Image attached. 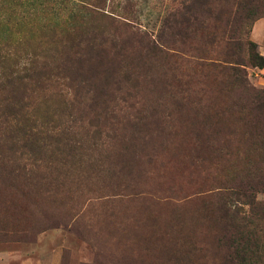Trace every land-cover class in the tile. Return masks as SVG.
Instances as JSON below:
<instances>
[{"label":"rangeland","instance_id":"374dc122","mask_svg":"<svg viewBox=\"0 0 264 264\" xmlns=\"http://www.w3.org/2000/svg\"><path fill=\"white\" fill-rule=\"evenodd\" d=\"M189 2L104 5L133 31L169 38L183 28L179 10ZM237 2L215 42L204 13L217 3L199 8L202 25L191 19L183 28L184 49L218 59L236 52L252 90L227 87L208 100L198 92L203 84L189 77L191 65L174 68L148 57L138 68L117 57L99 70L62 57L61 71L23 79L31 85L24 88L25 109L37 115L48 147L36 140L29 154L30 143L0 131V264H220L227 253L226 192L237 176L256 172V163L264 169V108L249 105L253 88L264 100V0ZM77 4L0 0V41L14 50L20 69L31 59L36 66L49 61L41 55L60 45L52 33L68 27ZM139 50L134 43L128 53ZM256 198L264 202V193ZM253 236L264 253V219Z\"/></svg>","mask_w":264,"mask_h":264},{"label":"trees","instance_id":"16d2710c","mask_svg":"<svg viewBox=\"0 0 264 264\" xmlns=\"http://www.w3.org/2000/svg\"><path fill=\"white\" fill-rule=\"evenodd\" d=\"M237 1L234 3L233 0H215L217 4L214 8L204 13L205 18H212V24L208 26L211 29L209 32L211 42H215L216 32L222 31L224 26L228 25L232 6L240 5ZM206 3L211 5L213 0H190L188 4L183 5L179 10L181 18L178 23L180 26L187 29L191 19L201 26V19L196 16V12ZM41 4L43 3L39 4L40 10L45 7L44 5L41 7ZM76 8V11L70 12L68 27L58 32L53 31L52 37L60 38L58 41L60 45L56 46L57 49H47L48 54L41 56L49 61H41L39 66L34 65V60L31 59L30 67L25 66L20 69L14 50L9 51L6 47L8 45L0 41V131L5 130L11 133L9 138L14 141L24 139L30 143L29 154L35 151L32 145L36 140L42 144V147H48V144L37 131V115L32 110L25 109V98L27 97L24 88L30 84L24 85L23 79L29 78L30 82L33 80L36 82V78L40 76L49 77L50 74L61 71L63 67L60 64L62 63L58 60L62 57L66 64L70 61L71 63L77 62L82 67L84 63H87L97 70L102 69L103 66L107 67L105 64L108 65L112 59L117 57L123 59L129 57L132 60L130 63L132 69L143 66L144 59L147 57L164 62L166 65L171 63L174 68H182L188 64L191 65L193 71L189 77L203 84L200 85L198 92L207 95L208 100L215 99L212 93L217 92L220 95L227 87H239L244 91L252 90V87L246 85L243 77L244 70L240 67L243 64L242 59L236 52L227 50L225 54L234 57L223 59L204 55L192 57L189 49H184L185 46H189L187 42L189 35L184 32L183 28L172 32L169 38H163L159 34L152 36L147 32L133 31L131 28L133 26L116 18L119 17L118 13L105 8L104 0H78ZM2 19L0 20V32L3 28L5 29ZM175 35L180 36L179 40L174 39ZM176 41L184 47L175 48L173 44ZM134 43H138L140 50L137 54L130 55L128 52L134 49ZM194 48L197 50L196 47ZM142 51L145 53L143 54ZM57 52L60 55H56ZM186 54L191 58L185 59L183 55ZM35 62H37L36 59ZM170 68L171 66L167 69ZM108 69L105 68L102 72L105 73ZM129 75L126 74L127 77ZM220 75L224 76L222 80L218 79ZM189 83L192 81L185 82L186 85ZM202 95L199 96L202 97ZM201 97H198L199 100H202ZM49 99L47 97L42 99L44 107L48 106ZM249 100L252 110L260 111L264 108V100L259 96V91L254 88ZM43 116L47 117V110H43ZM55 150L59 151L60 148H55ZM260 166L256 163V172L237 176V181L230 186L232 190L226 192L227 198L223 200V205L227 218L225 223L227 253L221 258L220 264H264V253L260 251L256 238L252 237L253 225L264 219V202L257 201L256 198L258 192L264 193V169L259 172Z\"/></svg>","mask_w":264,"mask_h":264}]
</instances>
